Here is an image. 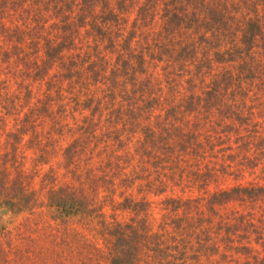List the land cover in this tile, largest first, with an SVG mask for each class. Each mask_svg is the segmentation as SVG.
I'll return each mask as SVG.
<instances>
[{"label": "trees", "instance_id": "obj_1", "mask_svg": "<svg viewBox=\"0 0 264 264\" xmlns=\"http://www.w3.org/2000/svg\"><path fill=\"white\" fill-rule=\"evenodd\" d=\"M52 67L59 120L71 103L64 82L81 114L88 113L67 126L72 143L59 164L72 182L58 183L52 169L44 174L48 214H35L38 192L13 167L17 145L28 138L38 165H47L54 151L50 135L32 125L35 110L17 116L20 125L4 132L0 211L33 216L11 231L0 225V264L95 260L74 224L100 230L110 264H215V252L253 251L226 246L238 240L262 249L243 264H264V219L237 211L226 219L215 211L264 202V187L218 191L206 206L202 198L165 197L157 227L149 223L148 200L132 194L154 190L160 197L171 185L208 186L216 177L222 166L204 161L222 152L219 143L200 141L187 116L222 111L224 97L246 95L243 85L254 79L264 87V0H0V129L22 106L27 79L47 78ZM46 97L36 109L39 119H52L56 108L55 98ZM101 193L113 212L133 217L106 216L97 205Z\"/></svg>", "mask_w": 264, "mask_h": 264}, {"label": "rangeland", "instance_id": "obj_2", "mask_svg": "<svg viewBox=\"0 0 264 264\" xmlns=\"http://www.w3.org/2000/svg\"><path fill=\"white\" fill-rule=\"evenodd\" d=\"M55 72L56 68L52 67L47 78L37 81L27 79L26 84L29 89L21 93L22 106L18 107V110H15L14 115H10L9 118H6V127H1L0 129V145L2 144V146H0V156L3 154V147H6V133L14 132L16 127L20 125V122H15L17 116L22 119L23 115L25 113L27 114L31 109L35 110L32 117V120L35 121L32 124L33 127H35V131L42 132V134H46L47 132L50 135L49 142L52 145L49 146V148L54 152L51 153L50 158H53L47 162V165H38V163H36L37 154L34 153V149H30V146L27 145L26 142L29 140L28 138H24L21 142H18L17 158L13 165V167H16L20 172L25 173L26 184H30V187L38 192L37 206L34 212L35 214L42 215L45 213L48 214V208L45 205L46 191L49 186L45 185L43 181L45 177L44 174L52 169L58 183L62 184L66 181L72 182L70 180V174L64 171L61 168L62 165L59 164L63 160V150L72 143V137L67 130V126H74L76 123L80 124L83 120V114L84 116L88 115V113L81 114L80 108L82 107L75 104L76 99L73 100L72 95H69V85L64 82L61 91H64V96H67V101L65 102L70 101L71 103H67V107H64V120H59V114H61L60 112L62 110L59 108L61 103H59L58 100L57 81H55V78H52ZM11 89H15L13 83ZM242 89L246 95L235 94L224 97L222 100L223 103L219 106L222 111L219 109V112L218 110H209V112L201 110L198 114L187 116L189 130H197L200 135V141L205 142L208 137L211 139V143H219L217 148L222 150L216 158L204 161L205 164L210 162L222 166L219 168V171H216V177L208 186L193 185L191 181L185 182L180 186L171 185L167 188V192L160 197H155L152 194L154 190H152L150 194L147 191L142 194H139L135 190H133V192L131 191L135 200L139 201L141 198L145 197L150 203L149 214H151L152 219L150 220L149 218V223L151 225L157 227L160 223L162 218L161 201L165 197L173 196L182 199L202 198V200H205L203 204L206 206L207 201L210 199V195L218 191H228L235 186H247L250 184L264 187V87L262 81L257 78V80L254 79L252 83H245ZM46 96H50L52 99L55 98L56 108L53 111L52 119L49 118L46 120L43 119V117L39 119L36 109L42 108L44 103L49 102V97ZM244 102L247 108H244L243 112H241L242 116H237L239 112L238 109H240L241 106L244 107ZM227 104L230 108H228V110L226 108L223 109L222 107H225ZM237 104H239L238 109L236 108ZM244 119L246 121H244ZM216 138H218V142ZM133 145L134 144L131 143L130 147H133ZM210 163L209 166L214 168ZM104 198L105 194L101 193L97 197L101 205L98 201L97 205L100 206V210H102L106 216L115 214L117 220L124 221L133 217L127 212H113L110 198ZM120 201L121 200L117 197L115 198V202ZM215 211H218L219 214L226 219H230L236 211L244 214L250 213L253 215L254 219H264V202L260 201L255 204L247 205V208H242L237 203H228L219 207L215 206ZM31 216L33 215L27 214L26 212L15 214L13 211H3L1 209L0 225L5 230L11 231L17 226L22 225V223L27 218H31ZM46 220L50 221L49 218H46ZM106 221L110 222L111 217H106ZM74 226H76V229L82 234L85 246L88 248V254L92 255L91 258L95 259L86 261L83 264H110L108 243L104 240L103 236L99 235L100 230L98 231V229L94 227L92 229L87 228L79 224H74ZM252 237L253 236L250 238ZM253 240H257L256 235H254ZM215 243H219V238ZM228 243L226 246L232 248H240L241 246L247 245L249 248H253L252 250L254 252L258 251V253H260L262 250L257 246L258 244L253 245V242L250 243L247 240H238L237 243L230 241ZM221 246L223 247V244H221ZM222 252L224 251H219V253ZM252 252L234 251L225 256L223 253L219 256L220 254L217 255V252H215L212 259L215 261V264H243L245 261L251 260ZM204 259L206 260V257L203 258V260ZM74 260H76L75 264L81 263L79 261L77 262L76 257Z\"/></svg>", "mask_w": 264, "mask_h": 264}]
</instances>
